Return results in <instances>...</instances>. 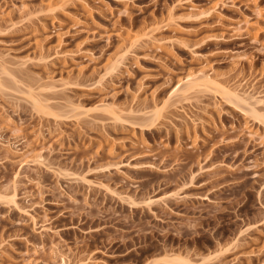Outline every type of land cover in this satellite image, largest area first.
<instances>
[{"label": "rangeland", "instance_id": "1", "mask_svg": "<svg viewBox=\"0 0 264 264\" xmlns=\"http://www.w3.org/2000/svg\"><path fill=\"white\" fill-rule=\"evenodd\" d=\"M0 264H264V0H0Z\"/></svg>", "mask_w": 264, "mask_h": 264}, {"label": "bare ground", "instance_id": "2", "mask_svg": "<svg viewBox=\"0 0 264 264\" xmlns=\"http://www.w3.org/2000/svg\"><path fill=\"white\" fill-rule=\"evenodd\" d=\"M202 75H203V74H202ZM207 77H209V76H207ZM196 80H197V79H196ZM206 80H207V79H206ZM206 80H205V81H206ZM209 80H210V79H209ZM199 81H200V80H199ZM202 82H203V81H202ZM197 83H198V82H197ZM203 83H204V82H203ZM186 87H187V86H186ZM239 93H240V92H239ZM228 95H230V94L228 93ZM247 95H248V94H247ZM239 97H240V96H239ZM234 98H237V97H234ZM239 100H240V99H239ZM242 100H243V99H242ZM242 100H241V101H242ZM243 101H244V100H243ZM244 102H245V101H244Z\"/></svg>", "mask_w": 264, "mask_h": 264}]
</instances>
